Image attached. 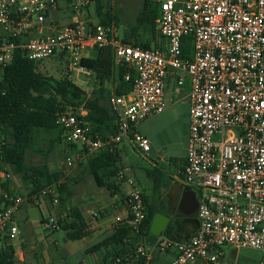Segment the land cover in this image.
I'll use <instances>...</instances> for the list:
<instances>
[{
	"label": "built area",
	"instance_id": "built-area-1",
	"mask_svg": "<svg viewBox=\"0 0 264 264\" xmlns=\"http://www.w3.org/2000/svg\"><path fill=\"white\" fill-rule=\"evenodd\" d=\"M61 1L72 5V0H0V75L16 55L34 62L65 60L70 73L86 74L80 67L89 58L86 51L103 48L135 74L130 93L108 99L117 118L111 136H92L70 112L56 115L61 143L79 147L74 156L64 155L63 170L93 154L116 150L123 138L148 153V139L135 128L164 111L167 77L181 87L183 74L189 81V130L181 176L197 199V226L184 241L159 238L155 249L170 256L169 264H221L224 246L264 254V0H144L157 6L154 23L163 40L161 47L151 49L122 41L112 26L84 20L76 6H71L69 22L46 25ZM187 38L189 57L181 49ZM116 178L129 191L124 215L115 224L126 220L132 234H139L145 219L141 192L127 170ZM58 197L54 185L30 196L3 193L0 238L9 243L20 238L14 221L19 208L44 200L55 205ZM43 225L59 230L54 219ZM140 260H150L144 240L137 243L129 264Z\"/></svg>",
	"mask_w": 264,
	"mask_h": 264
},
{
	"label": "trees",
	"instance_id": "trees-1",
	"mask_svg": "<svg viewBox=\"0 0 264 264\" xmlns=\"http://www.w3.org/2000/svg\"><path fill=\"white\" fill-rule=\"evenodd\" d=\"M93 1L98 23L105 26L114 24L118 28L117 19L109 10L104 9L101 0ZM157 14V6L141 0L134 22L121 33L122 41L133 43L142 49L161 47L163 40L158 36L154 23ZM190 40L185 39L181 45L185 57H189L191 53ZM40 63L16 55L0 75V171L10 169L20 180L28 196L39 193L47 186H56L58 200L63 205V196L68 188L65 183H60L63 176L50 171L46 164L56 147H65L61 143L63 130L56 124V115L70 112L89 127L92 136H111L116 131L117 118L108 106V99L130 93L135 74L126 66L116 64L110 49L96 50L93 58L80 61V67L91 74L96 83V88L88 95L71 81L68 73L54 78L40 71ZM108 85L112 86L111 91ZM66 147L76 148L69 145ZM27 151L38 155L43 163L38 166L28 165L25 159ZM84 161L79 162L78 166H84L83 170L93 179L97 188L104 189L113 196L119 182L116 176L123 171L117 150L101 151ZM145 174L151 181L154 200L151 201L141 193L145 219L139 234H132L124 220L109 236L88 248L85 254L104 251L101 254L102 264H129L137 243L149 236L150 224L156 213L169 218L159 238L184 241L194 233L196 221L179 217L176 214L177 206L169 200L168 195L160 198V191L169 180L164 168L158 165L157 168L145 170ZM5 185L2 187L5 188ZM65 207V215H58L64 216L57 220L59 231H63L69 241H79L87 236V225L77 207ZM188 225L192 227L190 232L186 230ZM155 246L156 244L153 248ZM156 259L151 258L149 264H154ZM16 263L14 247L5 238H1L0 264ZM142 263L143 260H140L135 264Z\"/></svg>",
	"mask_w": 264,
	"mask_h": 264
},
{
	"label": "rangeland",
	"instance_id": "rangeland-1",
	"mask_svg": "<svg viewBox=\"0 0 264 264\" xmlns=\"http://www.w3.org/2000/svg\"><path fill=\"white\" fill-rule=\"evenodd\" d=\"M84 1L87 2L85 7L81 6ZM140 3L141 0H101V5L104 7V9L109 10L111 15L116 18L119 23L118 28L112 24V27L119 38H121L122 31L128 25L134 22V19L140 8ZM72 6H76V8L80 10V16L84 20L90 21L92 23H98V18L95 13V1L72 0ZM85 54L89 58L94 57L93 51H86ZM39 68L42 73H46L47 75L53 76L54 78H59L61 75L68 73L71 81L84 90L88 95L96 88L95 80L88 72L86 74L80 73L78 76H75L73 73H70L68 69L65 70V60H43L40 63ZM107 87L109 91L112 90V86L108 85ZM77 150H79V147L73 149L60 145L56 147L52 154L49 155L46 164L50 171L60 173L63 176V179L60 181V183H65L68 188L67 191L70 193V204L78 207L84 216H111V219H113L112 223L114 224V218L120 215V211L118 209H113L112 207V210L107 208L108 205L106 200L110 198L109 195L104 189L99 190L95 188L92 178L88 176L83 170L84 166L79 167L78 162L70 171L63 170L61 163L64 155L74 156L77 153ZM25 159L28 165L38 166L43 163L38 155L31 154L28 151L26 152ZM122 163H124L127 167L132 168V174L137 179L136 185L140 192L144 193L151 201H153L154 197L152 193V184L145 174V169H148L150 165H148L146 162H143L128 145H126V153ZM163 167L168 169L166 165ZM6 171H8L6 174H8L9 181L13 182L15 180L21 186L20 180L12 174L11 170L6 168ZM173 171L174 170H171L170 173H166L169 179L172 177L170 175H174L175 172ZM93 189L94 191H92ZM94 192L97 193L94 194ZM160 195V198H164L168 195V193L161 190ZM94 196L95 200L98 199L96 202H94ZM67 202L68 201H65L61 206H68ZM59 205H53L48 200H44L42 202L40 201V204L38 205L39 209L38 207H27L26 209H21L19 212H17L15 216H17L19 223H21L23 216H27L28 226L32 232L35 235L39 234L40 238H43L47 235L48 231H44L39 221L41 217L47 220L49 216H56L58 208L61 207ZM107 209L108 212H106ZM191 229L192 227L190 225L186 226L187 232H190ZM97 242L98 238L95 237L86 238L80 241H68L65 238V233L63 231H58L55 233L57 253L49 261L46 259L43 261L40 260L41 253H38V249H35V253L32 254L27 250L25 252L22 250L23 261L18 260V258H20L19 255H16V260L19 262L17 264H102L101 254L104 253V251L95 254H85V251L95 245ZM221 250L224 254L223 259L220 261L221 264H264V254L257 250H233L226 246L222 247ZM146 252L150 254V258H157L154 264H169L170 256L168 254L157 253L155 247H146ZM95 259L98 260V262Z\"/></svg>",
	"mask_w": 264,
	"mask_h": 264
},
{
	"label": "crops",
	"instance_id": "crops-1",
	"mask_svg": "<svg viewBox=\"0 0 264 264\" xmlns=\"http://www.w3.org/2000/svg\"><path fill=\"white\" fill-rule=\"evenodd\" d=\"M71 6L72 5L69 2L66 1L59 2L57 9L52 11L46 18L45 24L48 25L49 23H55L57 25H63L69 22L73 17ZM180 76L183 78L184 81L181 87L175 86L173 76H168L166 79V86L164 89V99L166 102V107L164 111L156 116L144 120L143 122L139 123L135 128V131L139 135L148 139L150 145L149 152L146 154L138 152L131 145L128 138H123L120 145H118L116 149L120 158V164L123 166V170H127L132 175L135 182H137V179L132 174V168L127 167L124 163H122V160L126 153V145L130 146L133 152H135L143 162H146L148 165H150L149 168L145 170H151L153 168H157L160 163H163L168 167V169L164 168L166 173L168 172L170 173L171 170H174L173 171L175 172L174 175H170L172 177L167 181V184L164 186L163 189V191L168 193L169 198L170 197L172 198L173 203H175V201L178 202L180 198L187 192H193L190 188H187L182 183V176H181V170L186 156L187 137L189 130L188 105H187V93L189 91V81L185 75L180 74ZM82 114L84 113L82 112ZM7 172L8 171H6V169L4 171H0V196L6 192L13 195H17V194L22 195V193L25 194L22 184L20 186V184H18L15 180L12 182L9 181V178H5V174ZM3 185H5V188L2 187ZM95 188L99 189L96 186ZM92 191H94V189ZM128 191L129 188L123 182L117 183V191H115V194L113 196H111L106 191V193L110 197L108 200H106V203L108 206L111 205L110 207L107 206V208H109V210H112V208L116 210L118 209L120 211V216H123L125 211L124 200ZM96 193L94 192V194ZM69 195L70 193L69 191H67L63 196L64 200L68 201L67 202L68 205L74 206L70 204ZM94 200H95V196H94ZM97 200L98 199H96L94 202H96ZM57 205H59V200ZM61 205L62 204H60L59 206ZM27 207H38L39 209L38 205L37 206L27 205L19 208V210L15 212V215L21 209H26ZM65 208L66 207H62V206L59 207L57 210V215L54 217L49 216L48 219H54L57 221L59 218L64 217L58 215L60 214L65 215L64 213ZM106 212H108V209L106 210ZM80 213L82 215L81 217L83 221L87 225V236L84 237L83 239L95 237L98 238V242H99L103 240L105 237L109 236L116 228L115 222L114 224L112 223L113 219H111V216L110 217L84 216L81 211ZM15 215H14V221L20 230V238L15 242H11V243L8 242V244H11L14 247L15 258L16 255H19L20 258H18V260L23 261V251L25 252L27 250L29 253L32 254L35 253V249L36 250L38 249L39 254L41 253L40 254L41 261L45 259L49 261L54 255H56L57 246L55 244V233L58 232L59 230L53 231V230L45 229L43 224L48 219L46 220L41 217L39 221L44 231H48L46 236L40 238V235L39 234L35 235L28 226L27 216L22 217L21 219L22 225H21V223L18 222L19 220H17V216ZM96 261L98 262V260ZM16 262L19 263L17 260ZM149 262L147 264H149Z\"/></svg>",
	"mask_w": 264,
	"mask_h": 264
},
{
	"label": "water",
	"instance_id": "water-1",
	"mask_svg": "<svg viewBox=\"0 0 264 264\" xmlns=\"http://www.w3.org/2000/svg\"><path fill=\"white\" fill-rule=\"evenodd\" d=\"M163 167L164 164L161 163ZM164 168V167H163ZM175 206H177L176 214L185 219H193L196 221L197 212V199L193 192H187L184 194L178 202L175 201ZM169 222V218L162 213L154 214L150 228L149 236L144 239V244L146 247H153L157 242L160 234L164 231L166 225Z\"/></svg>",
	"mask_w": 264,
	"mask_h": 264
},
{
	"label": "flooded vegetation",
	"instance_id": "flooded-vegetation-1",
	"mask_svg": "<svg viewBox=\"0 0 264 264\" xmlns=\"http://www.w3.org/2000/svg\"><path fill=\"white\" fill-rule=\"evenodd\" d=\"M160 166H161V163L159 164ZM162 167V166H161ZM171 202H172V198L170 197V199H169ZM177 208V207H176Z\"/></svg>",
	"mask_w": 264,
	"mask_h": 264
}]
</instances>
